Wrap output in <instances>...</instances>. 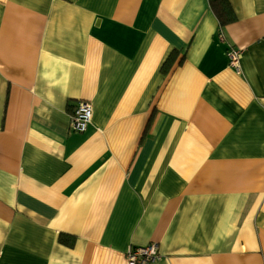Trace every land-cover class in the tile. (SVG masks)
Masks as SVG:
<instances>
[{
  "label": "crops",
  "instance_id": "1",
  "mask_svg": "<svg viewBox=\"0 0 264 264\" xmlns=\"http://www.w3.org/2000/svg\"><path fill=\"white\" fill-rule=\"evenodd\" d=\"M229 1L0 0V264H264V0Z\"/></svg>",
  "mask_w": 264,
  "mask_h": 264
},
{
  "label": "built area",
  "instance_id": "2",
  "mask_svg": "<svg viewBox=\"0 0 264 264\" xmlns=\"http://www.w3.org/2000/svg\"><path fill=\"white\" fill-rule=\"evenodd\" d=\"M230 65L239 71L241 50L231 48L228 51ZM93 108L87 101H79L71 115V129L77 133H84L92 124ZM128 264H152L161 259L156 245L130 248L126 254Z\"/></svg>",
  "mask_w": 264,
  "mask_h": 264
},
{
  "label": "trees",
  "instance_id": "3",
  "mask_svg": "<svg viewBox=\"0 0 264 264\" xmlns=\"http://www.w3.org/2000/svg\"><path fill=\"white\" fill-rule=\"evenodd\" d=\"M211 7L223 26L231 24L236 20L235 10L229 0H212ZM177 57L175 52L169 54L162 66V71L164 73H168L171 70Z\"/></svg>",
  "mask_w": 264,
  "mask_h": 264
}]
</instances>
